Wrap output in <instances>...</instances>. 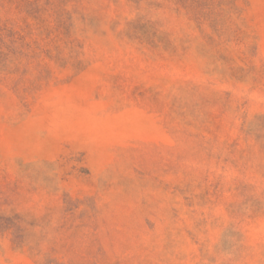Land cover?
<instances>
[{"label":"rangeland","instance_id":"rangeland-1","mask_svg":"<svg viewBox=\"0 0 264 264\" xmlns=\"http://www.w3.org/2000/svg\"><path fill=\"white\" fill-rule=\"evenodd\" d=\"M0 264H264V0H0Z\"/></svg>","mask_w":264,"mask_h":264},{"label":"trees","instance_id":"trees-1","mask_svg":"<svg viewBox=\"0 0 264 264\" xmlns=\"http://www.w3.org/2000/svg\"><path fill=\"white\" fill-rule=\"evenodd\" d=\"M0 55H1V51H0Z\"/></svg>","mask_w":264,"mask_h":264}]
</instances>
